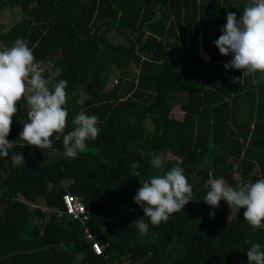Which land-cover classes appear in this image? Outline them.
<instances>
[{
  "label": "trees",
  "instance_id": "1",
  "mask_svg": "<svg viewBox=\"0 0 264 264\" xmlns=\"http://www.w3.org/2000/svg\"><path fill=\"white\" fill-rule=\"evenodd\" d=\"M248 3L0 0V16L18 15L9 29L0 23V47L22 38L45 76L61 69L69 113L52 148L22 142L0 157V264H249L251 245L264 249V229L250 226L244 209L232 208L227 218L226 201L212 208L203 200L210 173L233 187L264 174V74L233 83L242 70L225 69L232 57L212 45L227 14L239 18ZM111 32L123 41L112 43ZM198 46L210 61L200 58ZM111 77L116 84L107 89ZM177 99L182 116L174 119ZM17 109L10 142L28 122L26 99ZM81 110L98 117L100 133L73 159L63 135L74 130ZM12 152L23 153L25 164L13 166ZM159 154L168 159L156 169L151 159ZM176 165L192 185L193 201L158 226L144 217L149 228L141 234L133 223L144 215L133 200L140 180ZM64 194L84 204L85 222L57 217ZM85 230L104 246L103 255L94 254Z\"/></svg>",
  "mask_w": 264,
  "mask_h": 264
},
{
  "label": "clouds",
  "instance_id": "2",
  "mask_svg": "<svg viewBox=\"0 0 264 264\" xmlns=\"http://www.w3.org/2000/svg\"><path fill=\"white\" fill-rule=\"evenodd\" d=\"M242 13L239 18L235 12L227 14L222 35L214 42L221 55L232 57L224 68L242 70L243 77L232 80L237 84L257 72L264 74V0H249ZM61 72V69H56L45 76L33 49L22 38H17L11 47H0V157H9L10 150L20 141L40 149L52 148L54 141L64 133L69 115L68 82L57 79ZM253 83L257 81L253 80ZM22 99H26L29 106L28 122L23 124L19 140L10 142L7 137L18 111L17 103ZM72 124L75 128L63 135V146L65 155L74 159L87 150L89 139L98 137L100 128L97 127L98 117L88 115L84 110L75 116ZM10 159L13 166L25 164L23 153L12 152ZM151 165L160 169L164 166V159L154 156ZM131 167L138 168V162ZM259 171L257 165L251 175L256 177ZM140 184L133 200L143 209L144 215L133 223L141 234H146L149 228L144 217L158 226L161 222H168L170 217L193 201L192 185L179 165L140 180ZM207 186L209 190L203 198L207 205L218 208L220 201L224 200L231 209H244L243 218L250 226L264 229V174L254 181L241 182L233 187L223 178H213L210 173ZM210 216L214 217L215 212H210ZM246 254L249 264H264L261 244H252Z\"/></svg>",
  "mask_w": 264,
  "mask_h": 264
},
{
  "label": "built area",
  "instance_id": "3",
  "mask_svg": "<svg viewBox=\"0 0 264 264\" xmlns=\"http://www.w3.org/2000/svg\"><path fill=\"white\" fill-rule=\"evenodd\" d=\"M214 42L215 41L212 42V45L215 44ZM202 51H203L202 54H204L206 57H209V61H210L211 55L208 54L204 49H202ZM62 202L64 205V210L62 211L59 210L56 212L58 218L67 217V218L77 219L83 222H85L88 219L84 204H82L76 196L70 194H64L62 196ZM85 239L88 242H90L91 249L95 255L104 254V246L97 239H95V236L91 234L88 230H85Z\"/></svg>",
  "mask_w": 264,
  "mask_h": 264
},
{
  "label": "rangeland",
  "instance_id": "4",
  "mask_svg": "<svg viewBox=\"0 0 264 264\" xmlns=\"http://www.w3.org/2000/svg\"><path fill=\"white\" fill-rule=\"evenodd\" d=\"M17 18H18L17 13H14V12L8 11V10L7 11L4 10L1 13V16H0V23L1 24H5V23L8 24L7 22L16 20ZM108 36H109V40L112 43H121L123 41L122 38L119 35H117L115 32L109 33ZM198 41L200 42L199 39H198ZM202 49H204L202 46H198L197 49H196V52L198 53V55L200 56L201 59H203L204 61L208 62L209 61V57H206L204 54H202L203 53ZM41 67H42L43 70L45 69V66H41ZM116 79H117L116 77H111L110 78V82L108 84L107 89L112 88V86H114L116 84ZM175 103H176V108L172 111L171 117L174 118V119H179L182 116L181 113H180V109H179L180 102L177 99L175 101ZM28 109H29V106H28ZM18 140H19V136L14 138L12 141H18ZM22 142L23 141H20L18 143H22ZM159 156H161L164 159V164H165L167 159H168V157L165 156V155H162V154H159ZM61 185L63 187H65L67 185V182L62 183ZM221 214L224 215V216H228L227 218H229V216L231 217L234 214V211H233V209H229L228 211H224ZM79 260H80V258H79ZM121 264H130V260L126 259ZM133 264H141V262L140 263L137 262V263H133Z\"/></svg>",
  "mask_w": 264,
  "mask_h": 264
},
{
  "label": "water",
  "instance_id": "5",
  "mask_svg": "<svg viewBox=\"0 0 264 264\" xmlns=\"http://www.w3.org/2000/svg\"><path fill=\"white\" fill-rule=\"evenodd\" d=\"M6 27L9 29L10 28V24H7Z\"/></svg>",
  "mask_w": 264,
  "mask_h": 264
}]
</instances>
